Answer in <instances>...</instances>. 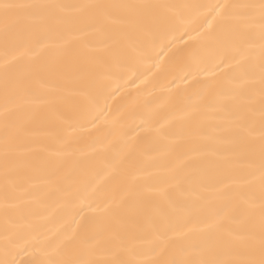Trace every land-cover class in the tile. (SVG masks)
Here are the masks:
<instances>
[{"label": "bare ground", "instance_id": "1", "mask_svg": "<svg viewBox=\"0 0 264 264\" xmlns=\"http://www.w3.org/2000/svg\"><path fill=\"white\" fill-rule=\"evenodd\" d=\"M17 2L175 7L155 10L167 22L149 24L147 39L139 32L119 38V25L105 34L91 33L81 23L72 25L79 39L68 49L59 47L63 41L53 35L39 41L21 35L7 45L0 35V144L6 104L4 62L9 60V87L23 84L12 115L25 123L27 146L34 149L18 156L16 164L37 184L21 198L22 212L9 226L18 245L9 258L16 264H32L46 259L56 245L62 257L82 241L95 246L101 238L109 240L111 231L119 228L131 250L126 258L140 264L166 259L167 253L157 256L153 251L159 241L152 225L168 217L173 225L191 220L188 227H202L197 218L211 216L220 202L216 189L223 176L217 159L195 154V142L188 136L193 120L201 117L203 106L217 91L208 85L236 75V69L225 68L232 59L219 64L222 57H231L235 36L233 23L222 21L216 6L259 0ZM34 29L40 35L44 26L36 24ZM253 35L258 54V28ZM53 62L60 65L56 73L48 71ZM71 163L75 169L64 179ZM197 194L212 201L202 212L192 209ZM118 217L123 218V227L116 223ZM4 235L0 210V257Z\"/></svg>", "mask_w": 264, "mask_h": 264}, {"label": "snow or ice", "instance_id": "2", "mask_svg": "<svg viewBox=\"0 0 264 264\" xmlns=\"http://www.w3.org/2000/svg\"><path fill=\"white\" fill-rule=\"evenodd\" d=\"M171 7L175 6L0 0V35L6 45L9 39L21 35L28 41L53 35L62 39L59 47L68 49L73 40L79 39L71 27L81 23L91 33L105 34L113 25H119L122 29L119 38L139 32L147 39L149 24L158 27L167 22V18L155 10ZM215 10L222 21L233 23L235 38L231 57H222L219 64L232 59L225 68L236 69V75L228 76L225 82L208 85L217 91L213 100L203 106L201 117L193 120L188 136L195 142V154H211L217 159V171L223 176L216 189L220 202L211 216L203 221L197 218L196 222L202 223V227H188V223H193L191 220L184 225H173L168 217L153 224L159 241L153 251L157 256L167 253L166 259L155 264H264V0H259L258 4H221ZM36 24L44 26L40 35L35 33ZM257 28L258 54L254 52L256 46L253 44V29ZM10 63L9 60L4 62L6 104L0 144V194L3 199L0 210L5 218V235L0 264H16L14 258H9L18 247L9 226L22 212L21 198L37 187L32 177L23 175L16 164L18 156L34 149L27 146L29 131L25 123L12 115L17 106L18 90L23 84L18 81L9 87ZM59 70L58 62L48 65V71L52 73ZM39 150L46 151L44 147ZM74 169L75 164H69L63 178L68 179ZM173 171L178 173L179 166ZM59 172L58 168L57 174ZM209 203L212 201L197 194L192 209L202 212ZM116 223L123 227V218H116ZM59 248L60 245H56L53 252L46 253V259L32 264H140L126 258L131 250L119 228L111 231L109 240L101 238L95 246L82 241L62 257L57 254Z\"/></svg>", "mask_w": 264, "mask_h": 264}]
</instances>
